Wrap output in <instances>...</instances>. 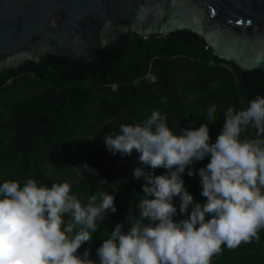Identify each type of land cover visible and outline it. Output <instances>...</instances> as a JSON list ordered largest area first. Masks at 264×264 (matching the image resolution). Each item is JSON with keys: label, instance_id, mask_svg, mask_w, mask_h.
<instances>
[{"label": "trees", "instance_id": "16d2710c", "mask_svg": "<svg viewBox=\"0 0 264 264\" xmlns=\"http://www.w3.org/2000/svg\"><path fill=\"white\" fill-rule=\"evenodd\" d=\"M148 73L157 80L147 81ZM258 95L264 96L263 71L234 67L215 55L201 36L186 31L148 38L129 32L89 65L53 55L40 64L26 62L0 73V183L68 182L82 202L99 191L115 193L117 211L106 213L102 223L97 222L94 239L78 249L79 254L88 250L89 258L99 264L97 249L116 225L123 224L126 232L129 221L135 223L139 217L146 182L133 175L142 167L139 154L114 155L105 147L104 137L118 134L121 125L142 123L156 110L179 134L206 123L215 106L217 121L209 123L210 142L215 143L224 124L223 112L229 107L243 110ZM241 139H264V135L258 136L257 129L249 126ZM210 159L190 167L198 172ZM84 163L98 175L85 171ZM166 171L158 168L155 174ZM183 178L195 201L204 202L199 175L189 176L186 170ZM101 180L107 183L101 185ZM184 218L178 210L175 219ZM258 234L259 240L234 249L222 246L211 264H264V228Z\"/></svg>", "mask_w": 264, "mask_h": 264}, {"label": "clouds", "instance_id": "9594fccd", "mask_svg": "<svg viewBox=\"0 0 264 264\" xmlns=\"http://www.w3.org/2000/svg\"><path fill=\"white\" fill-rule=\"evenodd\" d=\"M215 112L211 107L206 123L177 134L156 110L142 123L121 125L118 134L104 137L114 155L139 154L142 167L133 175L146 182L139 217L135 223L128 219L126 232L123 224L116 225L97 249L99 264H211L222 246L234 249L259 240L264 228V139H241V134L252 126L258 136L264 135V96H256L243 110L227 108L221 133L211 143L209 123L217 121ZM209 156L198 172L190 167ZM81 166L98 175L89 164ZM158 168L167 171L156 175ZM186 170L189 176L199 175L204 202H196L186 188ZM115 200V193L99 191L82 202L68 182L0 183V264H97L88 250L79 254L78 249L94 239L97 222L106 213L117 211ZM178 210L184 219H175Z\"/></svg>", "mask_w": 264, "mask_h": 264}, {"label": "water", "instance_id": "95a60500", "mask_svg": "<svg viewBox=\"0 0 264 264\" xmlns=\"http://www.w3.org/2000/svg\"><path fill=\"white\" fill-rule=\"evenodd\" d=\"M179 31L242 71L264 72V0H0V73L51 55L89 65L129 32Z\"/></svg>", "mask_w": 264, "mask_h": 264}, {"label": "flooded vegetation", "instance_id": "af4514ba", "mask_svg": "<svg viewBox=\"0 0 264 264\" xmlns=\"http://www.w3.org/2000/svg\"><path fill=\"white\" fill-rule=\"evenodd\" d=\"M145 78L147 79V81L149 82H155L157 80V76L152 74V73H148ZM113 88H116V85H113Z\"/></svg>", "mask_w": 264, "mask_h": 264}, {"label": "snow or ice", "instance_id": "6c2138e0", "mask_svg": "<svg viewBox=\"0 0 264 264\" xmlns=\"http://www.w3.org/2000/svg\"><path fill=\"white\" fill-rule=\"evenodd\" d=\"M242 23V22H241Z\"/></svg>", "mask_w": 264, "mask_h": 264}]
</instances>
